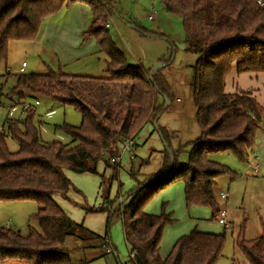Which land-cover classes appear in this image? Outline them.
Returning <instances> with one entry per match:
<instances>
[{
  "label": "trees",
  "instance_id": "trees-1",
  "mask_svg": "<svg viewBox=\"0 0 264 264\" xmlns=\"http://www.w3.org/2000/svg\"><path fill=\"white\" fill-rule=\"evenodd\" d=\"M160 1L167 13L181 20L185 43L197 55L190 91L200 135L192 144L185 165L175 164V152L167 148V132L157 124L153 127L166 110L165 102L170 101V88L159 72L151 74L152 81L147 83L141 65L125 63L123 51L113 43L105 28L106 10L112 14L110 3L0 0V63L6 62L10 43L34 41L44 19L64 4L75 3L83 4L91 14L82 44L93 39L108 58L105 78L78 77L51 69L42 74L15 75L11 93L25 118L6 119L7 135L0 132V202L33 201L37 209L31 219L37 227L27 226L25 235L11 228H0V263L74 264L65 248L67 239L97 243L99 249L102 244L110 247L107 230L100 237L75 223L53 197L66 198L74 190L64 171L94 174L98 161L106 158L103 161L107 166L118 155V146L124 141L131 140L132 149L134 137L146 124L151 125L164 144L160 171L137 182L123 196L126 199L120 210L112 208L115 197L96 209L85 208L84 212H107V226L115 217L120 220L124 243L134 254L130 258L132 264H215L221 256L224 234L193 230L180 237L162 258V231L173 220L170 215H148L141 209L151 194L182 181L186 206L208 207L211 218L217 221L220 210L214 194L216 180L229 175V171L210 157L228 152L246 162L255 131L264 129L261 125L264 103L256 100L252 89L241 90L233 82L231 90L225 91L232 71L238 76L264 75V8L256 0ZM9 75L8 71L6 76ZM38 97L72 106L80 115L79 126L58 127L71 139L69 144L41 141L39 127L34 123L35 108H23ZM7 137L16 142V151L9 150ZM112 169L114 175L110 180L116 175L118 165ZM237 247L249 264H264V227L260 237L240 240ZM103 251V255L109 254L106 248Z\"/></svg>",
  "mask_w": 264,
  "mask_h": 264
},
{
  "label": "rangeland",
  "instance_id": "rangeland-1",
  "mask_svg": "<svg viewBox=\"0 0 264 264\" xmlns=\"http://www.w3.org/2000/svg\"><path fill=\"white\" fill-rule=\"evenodd\" d=\"M105 1L111 4L112 13L110 15L109 11L105 12L107 21L108 19L111 21L108 32L113 43L123 51L125 63L129 66L141 65L146 71L144 74L147 83L152 81L151 74L156 73L152 72L153 66L156 64L162 66L157 72L162 74L168 84L171 98H169L170 101H166L168 106L159 115L156 124L168 134L167 148L175 152V164L185 165L188 163L191 146L200 135V126L190 91L192 67L197 60V55L192 53L185 43L182 22L175 15L167 13L160 0ZM74 8V4H64L58 12L44 19L41 25L43 29L50 22L59 26L58 35H55L57 50L70 54L69 61L64 65L61 64V68L54 66L49 59L51 54L55 57L61 54L48 47L51 40L48 46L41 45L48 52L45 54L46 51H40L39 56L32 54V49L22 51L26 47L32 48V45L28 44L31 42H14L8 46L7 60L0 63V131L2 133L7 135L6 119L23 120L25 118L22 107L17 104L16 98L11 93L15 85L17 69L22 61L27 64L26 73L42 74L49 67L54 71L60 70L61 73L72 76L106 77L108 62L106 55L100 52L93 39L87 40V45L82 46V42L75 36L78 27H82L78 35V38L82 40V34L87 30L91 21L90 11L87 10L86 17L82 18L81 12L74 13ZM78 9L80 10L79 7ZM79 16L82 18L81 21H79ZM39 36L40 33L32 42L38 40ZM179 45L185 47L180 48ZM72 57L78 60H71ZM8 71L10 75L6 76ZM247 83L250 85L252 79ZM229 88L227 83L225 91H229ZM37 99L40 105L35 107L34 123L39 127L41 141L69 144L71 139L58 127L63 124L79 126L80 115L72 106L60 105L45 97ZM158 102L160 104L161 99ZM261 125L264 126V123ZM7 146L10 151L17 150L16 142L10 137H7ZM133 146L131 152L121 155L117 173L112 180L110 178L114 175L113 164L107 162L106 166L103 161L106 158L98 161L94 174H75L64 171L74 190H70L66 198L56 195L53 200L62 206L61 210H66L71 214L75 219L69 217L72 221L82 224L94 234L104 237L107 230L110 248L116 256L114 257L112 252L103 255L105 249L103 244L99 249L97 243L89 242L90 246L94 245L93 248H88L86 243L67 239L65 248L70 251L69 254L74 264L86 262L89 264H132L124 243L120 220L115 217L107 226L106 214H86L84 209H96L104 201L114 200L116 197L112 208L120 210L125 202H120L121 199L125 198L123 196L132 190L137 182H141L147 176L156 175L160 171L163 163L162 152L165 148L151 125L142 126L134 137ZM121 147V145L118 146V154H120ZM210 160L229 171V175L217 178L214 189L217 208L224 211L227 227L219 225L216 219L211 218V210L208 207L191 206L188 208L186 206L182 181L151 194L141 210L153 216L164 213L170 215L173 220V223L167 224L162 231L160 242L162 258L170 253L180 237L194 230L201 233L224 234L221 256L215 264H249L239 251L237 242L260 237L264 227V130L260 128L255 131L253 147L246 162L238 160L233 153L228 152L215 153ZM254 168H257V171H254ZM221 193L227 194L226 200L220 199ZM36 209L33 201L0 202V228H11L25 235L27 226L37 227L31 219ZM67 213H65L66 216ZM0 264L22 263L4 262Z\"/></svg>",
  "mask_w": 264,
  "mask_h": 264
},
{
  "label": "crops",
  "instance_id": "crops-1",
  "mask_svg": "<svg viewBox=\"0 0 264 264\" xmlns=\"http://www.w3.org/2000/svg\"><path fill=\"white\" fill-rule=\"evenodd\" d=\"M263 3H264V0H261ZM74 13L77 14L79 12H81L80 16L83 18V17H86L87 15V8L84 6V5H81V3H75L74 4ZM78 7L80 8V10L78 9ZM79 16V21L82 20V18ZM58 29H59V26L56 25L55 23H48L47 25H45L44 29L42 28L41 26V29H40V36L38 38V40H36L35 42H31V43H28V44H31L32 45V48H29V47H26L25 49H23L22 51L28 49V50H31L32 49V54H36L37 56H39L38 54L40 53V51H43L45 52V54L48 52V50H45L41 47L42 44H45L48 46V42L51 40V44L48 46L50 48H52L53 50H55L56 52L58 53H61L57 50V40L55 38V35L57 36L58 35ZM82 27H78V30L75 34L76 38L81 41L80 37L78 38V35H79V32L81 31ZM78 41V42H79ZM11 44H14V43H11ZM87 45V42L82 44V46H86ZM90 46H93L92 44H90ZM122 47V45H121ZM50 53V52H49ZM56 53V54H58ZM69 55L68 53L64 52V53H61L60 55L58 56H54V55H50L49 56V59L51 60V62L53 63L54 66L58 67V68H61V64H65L67 61H69ZM77 55V54H76ZM74 55V56H76ZM73 56V57H74ZM80 55H78L79 57ZM71 58V60H78V59H74V58ZM24 62V61H22ZM21 62V63H22ZM20 63V64H21ZM19 64V65H20ZM57 64V65H56ZM26 68H27V64H26ZM50 69L49 67H47V70ZM26 70V69H25ZM52 70V69H51ZM10 71V70H9ZM261 75H251V74H245V75H236L234 71L231 72L230 74V77H229V85H230V90H231V87H232V83L234 82L235 83V86L236 87H239V89L241 90H247V89H252L253 90V96L256 98V100L263 104L264 103V98L262 99V97L264 96V75H262L261 77H259ZM254 78V79H253ZM251 79H252V83H247V81L251 82ZM254 84H257L254 86ZM247 86V87H242V86ZM242 87V88H241ZM38 100V99H37ZM39 101V100H38ZM30 104H33V101L30 103ZM39 105H40V101H39ZM264 130V129H262ZM1 132V131H0ZM131 152V151H130ZM127 153V152H126ZM227 195V194H226ZM56 196V195H55ZM54 196V197H55ZM53 197V198H54ZM227 199V197H226ZM225 199V200H226ZM59 207H62L61 205L58 204ZM64 208V207H63ZM64 213H67L66 210H62ZM68 217H71L72 219H74L71 214L67 213ZM104 214H106V219H107V216H108V213L105 212ZM75 220V219H74ZM73 220V221H74ZM76 222V221H75ZM123 232V231H122ZM99 236V235H98ZM101 237V236H100ZM126 245V244H125ZM127 247V246H126ZM127 250L129 252V249L127 247ZM114 257L115 254H113ZM129 255V253H128Z\"/></svg>",
  "mask_w": 264,
  "mask_h": 264
},
{
  "label": "built area",
  "instance_id": "built-area-1",
  "mask_svg": "<svg viewBox=\"0 0 264 264\" xmlns=\"http://www.w3.org/2000/svg\"><path fill=\"white\" fill-rule=\"evenodd\" d=\"M256 2H257L261 7L264 8V3H263L261 0H256ZM149 19H150V17H149ZM108 21H109V22H108ZM108 21H107L106 24H105V28H107V29H109V28H110V25H111V21H110V19H108ZM25 68H26V63H25V62H22V63L19 65L18 69H17V74H23V73H25ZM32 106H33L34 108L37 107V106H39V101H38V100H34V101H33V104L26 103V104L23 106V108H24V109H26V108H31ZM131 147H132V141H131V140H126V141H124V143H123V145H122V147H121L120 154H118L116 157H113V158L110 160L111 164H113V165H118L119 162H120V159H121V155H122L123 153L130 152V151H131ZM254 171H257V168H254ZM219 197H220V199L225 200L226 197H227V195H226L225 193H221ZM224 217H225L224 211H220V213H219V217H218V219H217V223H218L219 225H222V226H224V227H227V223L225 222ZM6 227H9V226H6ZM104 247H105V246H104ZM105 248H106V252H107V253H110V252H111L110 247L107 246V247H105ZM133 255H134L133 252H132V253L129 252V258H132Z\"/></svg>",
  "mask_w": 264,
  "mask_h": 264
},
{
  "label": "water",
  "instance_id": "water-1",
  "mask_svg": "<svg viewBox=\"0 0 264 264\" xmlns=\"http://www.w3.org/2000/svg\"><path fill=\"white\" fill-rule=\"evenodd\" d=\"M179 47H180V48H184L185 46H184V45H179ZM160 67H162L160 64H159V65L156 64L155 66H153V68H152V72H157V70H159ZM167 106H168V102H166V106H165V107H167ZM156 122H157V121H155V122L153 123V127H154V128H156ZM124 199H125V198H122L120 202H123Z\"/></svg>",
  "mask_w": 264,
  "mask_h": 264
}]
</instances>
